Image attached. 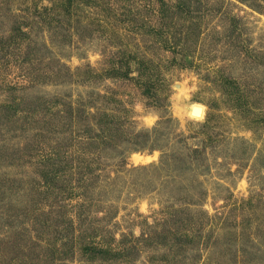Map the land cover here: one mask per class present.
<instances>
[{
  "label": "rangeland",
  "instance_id": "374dc122",
  "mask_svg": "<svg viewBox=\"0 0 264 264\" xmlns=\"http://www.w3.org/2000/svg\"><path fill=\"white\" fill-rule=\"evenodd\" d=\"M186 1L0 0V264H264V0Z\"/></svg>",
  "mask_w": 264,
  "mask_h": 264
},
{
  "label": "trees",
  "instance_id": "16d2710c",
  "mask_svg": "<svg viewBox=\"0 0 264 264\" xmlns=\"http://www.w3.org/2000/svg\"><path fill=\"white\" fill-rule=\"evenodd\" d=\"M155 2H157V3H159L160 5H164V0H154ZM242 1V0H241ZM187 3H189V1L187 0L186 1V4ZM185 4L182 2V0H176V2H175V8L177 9V11H182V9H184L183 8V6H184ZM182 8V9H181ZM162 43H164V42H162ZM163 45H165V44H163ZM124 55V54H123ZM127 56V55H126ZM118 58V57H117ZM112 62L114 63V64H109V66H111V68H112V70H113V72H114V75L115 76H117V77H120V78H127V76H128V74L127 73H123V74H121V70L125 67V66H127V65H129L130 63H134L137 67H138V69H141V70H139V71H137V73H138V75H137V77L136 78H134V80H136V79H139V78H141L142 77V73L140 72V71H143L142 69L144 68V67H146V66H149L150 65V71L151 70H154L153 68V66L151 65L152 63L151 62H147V61H143V60H139V59H137V58H132L131 56L129 57V56H127V57H123V58H121L120 57V59L118 60V59H112ZM147 69H149V68H147ZM140 80V79H139ZM142 86H144L145 85V82H142V83H140ZM141 85H140V87H141ZM151 85V84H150ZM163 123V121L161 122H158V124H162ZM196 152H198V151H196V150H194V151H192V153H196ZM162 156L160 157V158H163V156L165 155V154H161ZM102 252H105V253H109V250L108 251H106V250H103L102 248H101V250H97V252H95V253H97L100 257H104L103 255H102Z\"/></svg>",
  "mask_w": 264,
  "mask_h": 264
},
{
  "label": "bare ground",
  "instance_id": "6f19581e",
  "mask_svg": "<svg viewBox=\"0 0 264 264\" xmlns=\"http://www.w3.org/2000/svg\"><path fill=\"white\" fill-rule=\"evenodd\" d=\"M196 108H198L199 110L198 111H192V113L194 114V115H196V116H201V114H202V110L203 109H201V108H199V107H196ZM194 109V108H193Z\"/></svg>",
  "mask_w": 264,
  "mask_h": 264
},
{
  "label": "water",
  "instance_id": "95a60500",
  "mask_svg": "<svg viewBox=\"0 0 264 264\" xmlns=\"http://www.w3.org/2000/svg\"><path fill=\"white\" fill-rule=\"evenodd\" d=\"M199 109L198 108H194L193 111H198Z\"/></svg>",
  "mask_w": 264,
  "mask_h": 264
}]
</instances>
